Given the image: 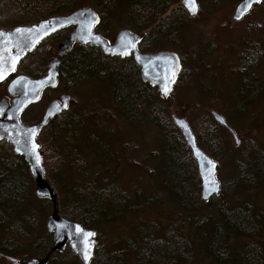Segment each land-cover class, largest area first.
Instances as JSON below:
<instances>
[{"label": "trees", "instance_id": "1", "mask_svg": "<svg viewBox=\"0 0 264 264\" xmlns=\"http://www.w3.org/2000/svg\"><path fill=\"white\" fill-rule=\"evenodd\" d=\"M53 3L56 0H3L0 4V23L5 22L9 15L30 8L46 12L52 9ZM12 4L16 5V12L11 10ZM62 4L61 14L73 13L74 8H89L100 14L95 32L111 42L117 30L127 29L142 38L138 46L141 53L170 51L182 58L180 35L184 28V10L179 6L164 17L170 0H66ZM119 8L128 18V26L122 27L114 21ZM258 13L262 16L258 17ZM248 18L252 22L245 24L243 39L248 40L255 33L264 35V1L253 8ZM4 29L0 27V30ZM108 31L113 33L112 38ZM59 35L57 33L50 40L43 41L36 50L27 54L17 68V75L23 74L32 79L45 76L46 67L42 62L31 61L28 66L26 63L38 55L41 48L45 47L46 51L52 49L53 41ZM65 38L66 35L61 40ZM85 49L76 45L75 52L63 57L58 88L62 85L63 92L72 96L70 89L80 87L84 82L105 87L110 106L116 114L112 117L109 112H96L99 116L94 121H97L98 129L104 136H108L109 131L120 132L121 122L130 121L142 127H154L162 143V151L157 154L159 165L154 173V184L147 200L141 202L145 194L140 192H136L134 199L109 194L111 182L107 177L108 168L103 169L105 177L100 182H87L89 163L85 156L89 150L111 155V163L120 162L119 153H114L100 135L88 133L82 138L77 132L70 140L62 142V134L82 129L85 121L92 119L87 111L71 112L73 102L70 110L51 120L41 130L38 143L43 166L56 192L60 216L97 234L92 264H193L194 251L214 264H264V221L257 201L264 192V137L255 129L257 121L264 126V118L262 121L253 120L251 128L243 134L237 131L241 153L233 159L231 153L234 149L226 129L212 118L206 100L197 97L196 86L190 79L186 81L184 70L171 96L162 100L158 90L142 80L140 68L133 57L118 59L107 56L99 47H90L89 52ZM31 65L33 68L29 69ZM25 68L31 72H25ZM190 74L193 80L195 74ZM241 88L244 91H237V103L255 98L256 88L252 89L250 84H242ZM187 94L195 97H188ZM227 101L231 106H237V117L248 118V106L236 105L234 97ZM174 116L188 121L197 145L208 156L218 162L228 157V161L232 162L231 171L221 180L220 194L209 203L202 201L197 163L173 122ZM223 117L231 125L230 120ZM82 142L88 147H83ZM4 145L9 144H0V232L3 235L0 253L18 260V264H27L32 259L43 260L54 245L53 236L44 225L53 212V204L48 199L36 197L34 182L24 158L15 155L11 146L12 151L8 153ZM149 173L151 177L152 172ZM150 203L172 209L175 217H182L190 224V241L177 239L175 231L166 235L163 241H157V229L148 224L142 231L140 243L134 240L132 244H125L119 252L115 248L107 250L101 246L104 230L124 225L130 219L145 214L151 208ZM147 217L146 213L140 219ZM193 218L200 219L191 221ZM48 264H80V259L68 247L62 253H53Z\"/></svg>", "mask_w": 264, "mask_h": 264}, {"label": "water", "instance_id": "2", "mask_svg": "<svg viewBox=\"0 0 264 264\" xmlns=\"http://www.w3.org/2000/svg\"><path fill=\"white\" fill-rule=\"evenodd\" d=\"M262 1L251 0L250 5L246 6V0H242L237 6L233 19L235 21L242 20L254 6L259 5ZM182 5L191 16L197 14V0H195V13L190 11L191 4L189 0H183ZM238 16L239 18H237ZM98 22L99 17L92 10L81 9L70 16L54 18L39 25L16 27L10 32L0 31L2 33L0 35V69L3 70L4 76L3 79H0V84L14 75L24 56L32 52L43 40L61 29L74 26L75 29L59 45L58 52L60 54L65 53L70 49V46L77 43L82 46L99 47L107 56L114 58L133 56L136 64L141 69L142 80L155 87L159 91L161 99L167 100L181 73V64L178 57L169 52L140 53L138 46L141 38L127 30L120 31L115 43L109 45L106 40L94 32ZM17 29L20 31L18 32ZM129 42L134 44V47H131ZM124 51L128 54L121 55L120 53ZM17 56H19L18 62ZM13 64L15 65L14 70H12ZM57 79V66L51 63L50 70L44 78L32 80L26 76H20L10 83L8 94L13 98L12 103H9L8 100L0 102V144H10L14 153L24 158L34 181L37 198L48 199L53 204V212L46 226L48 232L53 236L54 247L44 260L32 259L28 264H48L49 258L53 253H62L68 247L79 257L81 264H91L96 251L97 234L59 215L56 193L46 178L43 157L37 142L41 130L51 120L67 111L70 97L65 95L60 101H53L38 124L27 126L21 121L23 112L29 105L36 104L41 100L45 89L57 87ZM165 89H167L166 92ZM65 103L67 107L64 106ZM212 116L220 125L228 126L225 118L217 112H213ZM173 122L180 130L185 143L191 149L197 162L201 181L202 201L209 202L213 197L219 195L221 190L220 182L216 177L218 164L199 148L195 135L185 119L174 116ZM230 132L235 142L238 143L236 133L233 130H230ZM85 233H94V235L86 237ZM89 243L91 245L90 248L88 247ZM86 253L88 254L87 259H85ZM8 260L12 264L16 263L11 258Z\"/></svg>", "mask_w": 264, "mask_h": 264}, {"label": "rangeland", "instance_id": "3", "mask_svg": "<svg viewBox=\"0 0 264 264\" xmlns=\"http://www.w3.org/2000/svg\"><path fill=\"white\" fill-rule=\"evenodd\" d=\"M61 1L62 0H56V3L54 4H59V5L61 4L60 8H62L63 6L62 3L66 2V0H64L62 3ZM201 2L203 3L202 9L205 10V15L202 17L204 21L201 23H197L200 24L201 32L208 31L211 28V25L216 24L215 21L209 19V13L211 12L210 9L212 8V6L213 7L216 6L218 8H224L225 10L226 9L230 10L233 4L235 3L233 0H201ZM170 3L171 4L164 17L170 15V13L174 9H177L179 6H182L181 4L182 0H170ZM74 10H76V8H74L73 11ZM64 14H66V12H64ZM257 16L261 17L262 14L258 13ZM113 19L114 21L118 22L122 27L129 25V20L126 17V15L123 13L122 8L118 9V17H115ZM232 24L237 25L233 21ZM214 29L215 28H213L212 30ZM119 30H117V32ZM218 34L222 36H228L227 34L221 32H218ZM233 35H240V31L238 30ZM112 37L113 35L110 36V38ZM248 40L250 41L251 38H248ZM52 45H53L52 49L47 51L45 50V47L41 48V52L38 55H35L33 58H31L26 63V65L27 66L30 65L31 61L34 63L36 61H40L42 62L43 66L47 65V60L50 57L54 56L55 54L54 49L56 47V42L53 43ZM242 46H244L242 49H245L247 44L243 43ZM90 47L91 46H86L83 48H86L85 50L89 52L90 49L88 48ZM79 50L81 49L79 48ZM32 68L33 67L31 65L29 69ZM24 71L31 72L30 70L28 71V69L26 68ZM252 73L253 74L257 73V77L259 78L262 77V80H264V65L258 66L256 69H253ZM70 90L72 92V100H73L72 105L74 102L73 108L72 109L70 108L71 112L84 113L85 111H87L92 119H87V121H85L86 125L84 126V128L78 130L74 129L71 133L62 134L61 135L62 142H65L66 140H70V138L73 137L77 132L78 135L82 138L84 137V134L85 136L88 133H93L96 136L98 134L103 138L105 142L107 141L109 148L114 153H116L117 155L119 153L120 155V162L118 164H115L113 162L111 163L109 160V157H111V155L105 156L99 153H94L92 150H89L88 155L85 156V158H87V161L89 163V169L86 174L87 182L89 183L100 182L101 179L105 177V171L103 169L106 170L108 168L110 169V171L108 172L107 177H110L111 186H110L109 194L111 196L112 195L123 196L125 198L128 197L134 199L136 192L137 193L140 192L145 194V197L141 201V202H145V199L147 200V198L149 197L148 192L151 190L154 184V179H155L154 173L157 171V164L159 162L158 159L159 156L157 154H160L162 151V143L159 132L154 127H149V126L142 127L139 124H132L130 123V121H126L127 124L125 122H121L122 130L120 132H116L115 134L109 131L108 136H104L103 133H101L98 129L97 121H94L96 119V116H99L98 113L96 112L97 111L102 113L109 112L112 115V117L114 116V114H116V111L110 106V98L106 88L96 84H90L88 82H84L83 85H81L80 87H77L73 90L71 88ZM62 92L63 89L61 85L59 89H55L49 91L47 94H44L42 99L38 103L29 106L28 110L25 112L23 116L24 123L29 124L34 121L38 122L41 119L42 115L44 114V111L48 106V104L54 99H59ZM3 93H6V89L0 90V95ZM202 94L206 96H210L209 98H207L209 102H212V99H215L214 104L208 106V108H210L211 110L218 111L222 113L225 117H227L230 120V124L235 126V128L240 132V134H243L246 129L248 130L251 128L252 122L249 119H247V121H243L244 119L237 117L236 116L237 106H231V103L227 101L229 100L231 93H228V91L226 92L221 91L214 93H201L199 95ZM91 111H93V113ZM250 114H253V117L257 116L258 119L262 121L264 118V103L258 105L255 108L249 109V115ZM259 127L260 129H258ZM255 129L260 133L262 132L260 136L264 137V127H261L259 121L256 122ZM227 136L231 147L234 148L235 146H237L236 144H234L233 139L229 135ZM83 142H82V146L88 147V144H84ZM10 146H11L10 144L4 145L5 150H7L8 153L12 151ZM236 148L237 149L233 150L231 153L233 159L237 158V155L238 154L240 155L241 153V148L239 147ZM231 166H232V162L228 161V157L222 159V164L220 165V169L218 170L219 171L218 178L220 180H222V178L227 177V175L232 169ZM149 171L152 172L151 177ZM59 188L62 191V187L60 184H59ZM257 201H258V208L261 213V217L263 214L262 219L264 221V192L261 195H259ZM150 205L151 208L146 210V213L148 214L147 218L140 219L141 215H145L146 213L140 214V216L130 219V221L124 225H119V226L117 225L114 226V228L104 230L105 236L104 237L102 236L101 246L107 250H112V249L114 250L115 248V250L119 252L123 249V246L127 243L132 244L134 240L140 243L142 231L144 230V227L148 224L152 228L157 229L158 231V235L156 236L157 241L160 240L163 241L166 235H170L174 231L178 233L177 239L183 238L187 242L190 241L189 239L190 236L189 229L191 228L190 224H188L182 217L181 218H178V216L175 217V215L172 213V209L164 205H155L153 203H150ZM48 217L44 222L46 228H47L46 225H47ZM199 219L193 218L191 221L193 220L195 221ZM2 236H3L2 232H0V241ZM194 252L196 253H194L192 257L193 264H214L209 259L203 257V255L200 252L198 251H194ZM0 264H11V263L8 262V260H5L0 257Z\"/></svg>", "mask_w": 264, "mask_h": 264}, {"label": "flooded vegetation", "instance_id": "4", "mask_svg": "<svg viewBox=\"0 0 264 264\" xmlns=\"http://www.w3.org/2000/svg\"><path fill=\"white\" fill-rule=\"evenodd\" d=\"M2 2L3 1L0 0V4ZM241 2L242 0L235 2L230 10L228 9L225 10L224 8H218L216 6L213 7L211 5L212 8L210 9L211 12L209 13V19L212 21H215L216 24L211 25V28L208 31H204V32L200 31V24H197V23H201L204 21L202 17L205 15V10L202 9L203 3L201 2V0H198V12L195 16H191L186 10V8L182 5V9L184 10L183 12L184 28L180 35L181 37L180 40L182 43V48H181L182 58L180 59L181 72L182 70H184V74L187 78L186 81L190 79L189 81H192V84L196 86L197 93H198L196 94L197 97L199 96L202 98V100H206L209 106L214 104L215 99H212V102H209L207 98H209L210 96H206L203 94L199 95V94L228 91V93H231V96L229 97V99L231 97H234V101H236V105L242 104L244 107L248 106L249 109L255 108L258 105L264 103V80H262V77L261 78L257 77V73H254V74L252 73L253 69H256L258 66L264 65V35H259L258 33H255V35L251 37L250 41L243 39V35L245 33L244 26L246 23H251L252 20L248 18L249 15L245 16L241 21H235L233 19L237 6ZM51 5H52V9H47L45 10L46 12L39 11L34 8H30V9L23 11L22 13L9 15L8 17H6L7 20L5 22L0 23V27L5 28L3 31L10 32L15 27H31V26L39 25L42 22H45V21H48L54 18L65 17L69 15V14L60 13L61 4L59 5V4L53 3ZM11 10L13 12H16L18 9L16 5L12 4ZM73 12L75 13L76 10H74ZM98 16L100 17V14H98ZM232 21L235 22L237 25H233ZM189 22H190V25H189ZM73 27L74 26L70 27L72 28L70 31H68L69 27L61 29L57 31L56 33L50 35V37L46 39L48 41L55 34L57 33L60 34L58 36V39L56 40L53 39L54 41L52 40L53 43L56 42V47L55 49L53 48L55 50V54L54 56L50 57L47 60V65H45L46 75L50 69L49 61L54 60V64L57 66V71L60 74V72H62L61 64H62L63 57L71 52H75V48H76L75 44L73 48H71L72 51L68 53L65 52V53L60 54L58 52V47L63 42L61 38L65 35L67 37V35L71 31L74 30ZM213 28L215 29L212 30ZM238 30L240 31V35H233ZM218 32L227 34L228 36H222L218 34ZM108 34H109V37L113 35V33H111L110 31H108ZM116 39H117V36H115L114 42L116 41ZM243 43L247 44L245 49H242L245 46V45L242 46ZM44 55H45V52H44ZM118 59H122V58H118ZM140 73H141V69H140ZM190 73L195 74L193 76L194 78L193 80H192V77L190 78V75H191ZM18 76H26V75H23V74L17 75L16 73L13 79L17 78ZM13 79L9 78L8 80H6L4 83L0 85V90L6 89V93H3L0 95V101L3 99H7L10 103H12L13 98L10 97L8 94V87ZM242 84L244 85L250 84L252 89L256 88L254 90L255 98L251 100L248 99L246 102L239 101L237 103V98H236L237 91L239 90L244 91L241 88ZM49 91H52V89L47 88L44 90L43 93L47 94ZM258 94L260 95L259 97H257ZM65 95L67 94L62 93L59 99H54L51 102L60 101L62 97ZM67 96L70 97V101L72 102L73 101L72 96L70 95H67ZM187 96L195 97V95L193 94H187ZM71 102H70V106L72 104ZM46 109L44 113L46 112ZM249 109H248V112H249ZM213 112H217V111L211 110L210 111L211 116ZM240 118L249 119L251 122L253 120H255L256 122L258 119L257 116L253 117V114L248 115V118H243V117H240ZM261 127H264V126L262 125ZM224 128L226 129L227 134L233 139L234 144L237 145L234 148L232 147L234 150H236L237 149L236 147H239V145L241 144V140L237 134L238 130L232 124L231 125L228 124V126ZM230 130H233L236 133L237 138H238V143L235 142V139L232 136ZM189 150L191 152L190 148ZM205 154L208 156L206 152ZM210 158L214 160L212 157ZM216 162L218 164V170H219L220 165L222 164V161L221 162L216 161ZM197 171H198V167H197ZM217 172L219 173V171ZM198 177L200 181L199 171H198ZM199 183H200V194H201V181ZM201 198H202V195H201ZM213 199L214 197L209 202H211ZM0 257L5 260H8L9 258L8 256L2 253H0Z\"/></svg>", "mask_w": 264, "mask_h": 264}, {"label": "bare ground", "instance_id": "5", "mask_svg": "<svg viewBox=\"0 0 264 264\" xmlns=\"http://www.w3.org/2000/svg\"><path fill=\"white\" fill-rule=\"evenodd\" d=\"M197 4H198V0H197ZM251 12H252V10L250 11V13H251ZM250 13H249V14H250ZM72 14H74V12L71 13V14H69L68 16H70V15H72ZM249 14H247V15H249ZM247 15H246V16H247ZM244 17H245V16H244ZM244 17H243V18H244ZM240 21H241V20H240ZM99 22H100V20H99ZM99 22H98V24H99ZM98 24H97V25H98ZM97 25H96V26H97ZM125 30H127V29H125ZM0 31H3V30H0ZM127 31H130V30H127ZM3 32H5V31H3ZM130 32H131L133 35H136V34H134L132 31H130ZM100 36H101L104 40H106V41L108 42L109 45H112V44H113L110 40L104 38L102 35H100ZM67 37H68V35H67ZM67 37H66L63 41H65V40L67 39ZM39 45H40V44H38L37 47H38ZM73 46H74V45L70 46V47H69L70 49L67 50L66 52L68 53V52L72 51L71 48H73ZM37 47H36V49H37ZM36 49H35V50H36ZM100 49H101V48H100ZM160 52H169V53H173V52H170V51H160ZM156 53H158V52H156ZM143 54H155V53H143ZM173 54H175V53H173ZM79 55H80V54H79ZM175 55L178 57L177 54H175ZM178 59H179V61H180V58H179V57H178ZM51 63L54 64V60L49 61V64H51ZM180 64H181V62H180ZM57 73H58V71H57ZM26 77H28V76H26ZM28 78H30V77H28ZM30 79H32V78H30ZM39 79H40V78H38V79H32V80H39ZM57 80H58V83H59V73H58V79H57ZM4 82H5V81H4ZM4 82H3V83H4ZM0 85H1V84H0ZM175 85H176V83L174 84V86H175ZM9 96H10V95H9ZM10 97H11V96H10ZM3 100H7V99H3ZM1 101H2V100H1ZM1 101H0V102H1ZM8 102H9V101H8ZM70 102H71V101H70ZM9 103H10V102H9ZM71 103H72V102H71ZM31 105H33V104H31ZM31 105H29V106H31ZM29 106H28V107H29ZM71 106H72V104H71ZM71 106H70V103H69V107H68L67 111L70 110ZM28 107H27V108H28ZM47 108H48V107H47ZM46 110H47V109H46ZM45 113H46V112H45ZM45 113H44V115H45ZM60 115H61V114H60ZM60 115H58V116H60ZM58 116H57V117H58ZM54 119H55V118H54ZM26 125H27V124H26ZM27 126H29V125H27ZM37 142H38V140H37ZM38 144H39V143H38ZM39 146H40V144H39ZM196 163H197V162H196ZM197 167H198V165H197ZM216 177H217V180L220 182V186H221V180L218 178V172H217ZM46 178H47V177H46ZM47 180H48V179H47ZM220 192H221V190H220ZM55 193H56V192H55ZM219 194H220V193H219ZM56 197H57V195H56ZM58 213H59V212H58ZM59 215H60V214H59ZM50 216H51V215H50ZM61 217H62V216H61ZM62 218H63V217H62ZM48 219H49V218H48ZM64 219H65V218H64ZM66 220H67V219H66ZM47 221H48V220H47ZM68 221H69V220H68ZM86 230H87V229H86ZM149 240H150V239H149ZM95 254H96V253H95ZM95 254H94V256H95ZM93 258H94V257H93ZM8 259H10V257H9ZM11 259H12V258H11ZM49 259H50V258H49ZM13 260L16 261L15 264H18V263H19L18 260H16V259H13ZM43 260H44V259H43ZM92 261H93V259H92ZM92 261H91V264H92ZM8 262H9V260H8ZM48 263H49V262H48ZM11 264H12V263H11Z\"/></svg>", "mask_w": 264, "mask_h": 264}, {"label": "snow or ice", "instance_id": "6", "mask_svg": "<svg viewBox=\"0 0 264 264\" xmlns=\"http://www.w3.org/2000/svg\"><path fill=\"white\" fill-rule=\"evenodd\" d=\"M189 3L191 4V7H190V11H192L193 13H195V0H189ZM250 3H251V0H246V6H248V5H250ZM237 18H239V16L237 17ZM17 31L19 32L20 30L19 29H17ZM0 35H2V33H0ZM129 44H130V46L131 47H134V44H131V42H129ZM121 55H126V54H128L126 51H124V52H121L120 53ZM17 62H18V59H19V56H17ZM14 67H15V65L13 64L12 65V70H14ZM4 78V76H3V70L2 69H0V79H3ZM50 79H51V77H50ZM167 91V89H165V92ZM65 107H67V104L65 103V105H64ZM82 231V230H81ZM86 237H91L92 235H94V233H85L84 234ZM88 247L90 248L91 247V245H90V243L88 244ZM88 258V254L86 253L85 254V259H87Z\"/></svg>", "mask_w": 264, "mask_h": 264}]
</instances>
